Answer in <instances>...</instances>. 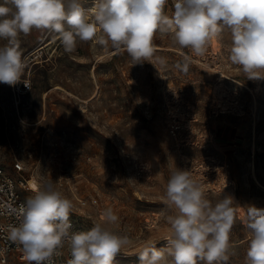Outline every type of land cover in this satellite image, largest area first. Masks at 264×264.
Here are the masks:
<instances>
[{"label":"rangeland","instance_id":"rangeland-1","mask_svg":"<svg viewBox=\"0 0 264 264\" xmlns=\"http://www.w3.org/2000/svg\"><path fill=\"white\" fill-rule=\"evenodd\" d=\"M18 39L22 81L0 83V165L14 180L19 161L34 180L30 194L54 185L85 231L111 208L118 221L106 227L129 238L113 264H139L145 245L166 246L167 217L177 211L166 203L167 182L187 170L211 204L233 198L230 264H247V208L264 207V79L229 61L227 29L199 57L157 31L154 56L142 63L94 41L65 52L51 32ZM185 56L186 73L176 67ZM23 82L30 90L18 89Z\"/></svg>","mask_w":264,"mask_h":264},{"label":"clouds","instance_id":"clouds-1","mask_svg":"<svg viewBox=\"0 0 264 264\" xmlns=\"http://www.w3.org/2000/svg\"><path fill=\"white\" fill-rule=\"evenodd\" d=\"M168 0H2L0 2V83L15 86L27 67L20 50V34L33 30L58 36L65 52L76 42L94 41L105 51L125 50L136 63L151 61L154 34L170 33L181 48L203 56L213 37L227 29L231 34L228 59L248 79H264V0H173L171 16L164 15ZM191 57L176 67L187 72ZM164 65L166 61L158 58ZM28 87L26 82H23ZM166 203L175 206L167 217L171 236L158 249L145 245L139 264H230V231L234 224L233 198L215 205L204 196L189 171L176 169L166 186ZM72 201L54 185L45 184L33 197L14 209L17 223L9 225L8 239L22 249L28 264H53L65 244L68 264H113L129 238L111 231L118 216L111 208L101 222L87 231H72ZM245 226L250 233L247 264H264V207L249 206Z\"/></svg>","mask_w":264,"mask_h":264},{"label":"built area","instance_id":"built-area-1","mask_svg":"<svg viewBox=\"0 0 264 264\" xmlns=\"http://www.w3.org/2000/svg\"><path fill=\"white\" fill-rule=\"evenodd\" d=\"M82 6L86 9L91 8L93 6V0H89L82 4ZM169 11H173V0H168L164 8V14ZM26 83L28 87L22 83L18 88L21 92L30 90V83ZM18 93L14 90L15 96ZM1 130L2 128L0 126V134ZM14 170L20 174L18 180H14L0 165V264H28L24 258L22 249L7 238L9 225L17 223L13 210L21 206L28 198L33 197L30 194L32 190L29 186V181L22 175L25 172L23 163L16 161ZM71 224L72 231H85L77 227L73 222ZM59 251L60 254L53 257V264H68V261L71 259L69 246L65 244Z\"/></svg>","mask_w":264,"mask_h":264},{"label":"bare ground","instance_id":"bare-ground-1","mask_svg":"<svg viewBox=\"0 0 264 264\" xmlns=\"http://www.w3.org/2000/svg\"><path fill=\"white\" fill-rule=\"evenodd\" d=\"M56 40V39H55ZM55 40H52L49 44H52V43H54L55 42ZM31 184H34V180H30L29 181V186H30V188H31ZM32 190V189H31ZM34 191V190H33ZM35 192H37V191H35Z\"/></svg>","mask_w":264,"mask_h":264}]
</instances>
